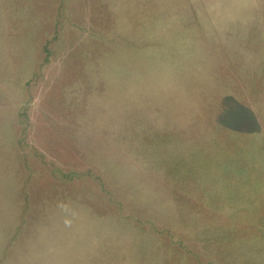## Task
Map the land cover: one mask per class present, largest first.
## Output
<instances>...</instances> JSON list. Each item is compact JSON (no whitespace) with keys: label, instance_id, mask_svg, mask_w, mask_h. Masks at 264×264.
<instances>
[{"label":"rangeland","instance_id":"374dc122","mask_svg":"<svg viewBox=\"0 0 264 264\" xmlns=\"http://www.w3.org/2000/svg\"><path fill=\"white\" fill-rule=\"evenodd\" d=\"M0 264H264V0H0Z\"/></svg>","mask_w":264,"mask_h":264},{"label":"trees","instance_id":"16d2710c","mask_svg":"<svg viewBox=\"0 0 264 264\" xmlns=\"http://www.w3.org/2000/svg\"><path fill=\"white\" fill-rule=\"evenodd\" d=\"M176 54V53H175ZM195 107H196V104L193 102V109H195Z\"/></svg>","mask_w":264,"mask_h":264}]
</instances>
